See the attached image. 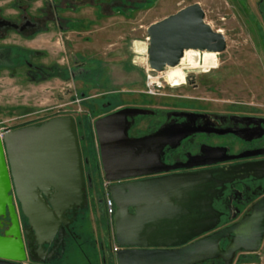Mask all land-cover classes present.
Instances as JSON below:
<instances>
[{"label":"flooded vegetation","instance_id":"af4514ba","mask_svg":"<svg viewBox=\"0 0 264 264\" xmlns=\"http://www.w3.org/2000/svg\"><path fill=\"white\" fill-rule=\"evenodd\" d=\"M122 1L0 0V78L26 79L37 83L55 77L61 80L79 79L84 83V86L79 88L80 107L87 99L127 92V90L113 89L88 94L89 87L102 85L99 84L97 72L87 65L93 61L96 63L98 53L87 56L81 51L83 47L80 45L85 40L82 26L86 22L83 21L86 19L87 23L94 24L99 20L98 15L103 14L110 18L113 16L112 11L119 6L129 7V4H123ZM86 6L92 8V16H83L82 9ZM53 31L61 33L63 49L56 51V55L61 56L60 59L51 58L49 50L42 45L43 42L54 41L52 38L46 39V36H50ZM96 31L97 28L90 29L88 34L96 33ZM69 33L72 35L70 36ZM91 37L87 39L90 43L94 42V39L90 40ZM36 42L42 43L36 44ZM45 58H50L51 61L46 62ZM192 71L197 73L200 69ZM186 80L194 88L198 86L196 76L189 75L187 72ZM198 99L201 98L197 97L190 102H180L172 107L139 106L116 103L112 100L102 103V112L97 117L122 107L137 106L151 109L148 114L128 117L127 133L131 138L149 136L160 130L164 133L162 138L146 144V150L151 151L149 161L133 168L134 171L144 173L122 179L119 182L159 179L249 162L261 161L255 166L264 163V113L259 108L239 103L214 108ZM51 109H53L52 106L40 109L23 107L17 116L6 120L0 133L23 127L39 126L57 116H72L69 113H63L65 108L56 110V112L49 111ZM82 110L81 113L89 114L88 121L73 118L76 122L83 160L84 198L78 203L60 204V215L55 213L54 217L47 216L44 222L37 224L38 237L44 242L41 247L35 244L31 234H25L29 228L28 218L21 213L19 203L14 200V214L17 217L26 251V259L22 264H74L78 257L75 251L80 252L86 261L85 264H118L116 252L121 247H115L117 245L114 220L116 205L106 190L107 182L103 179L100 164L92 160L94 152L91 141L93 134L95 135L93 122L97 117H90L87 106H83ZM178 112L186 114L177 115ZM97 151L99 154V147ZM213 160L220 161L201 164ZM87 176L90 177V183L86 180ZM261 191V181L251 177L233 182L221 191L211 189L208 185L204 192L191 193V197H194L193 203L198 206L191 208L189 214L179 216L175 212L169 218H158L157 221L161 223L157 224L154 230L143 231L142 235L155 238L168 235L178 237L179 240L185 242L192 241L240 221L250 213L252 204L264 195ZM140 193L139 191L133 194L134 197L132 195L127 197V200L134 204L127 208L130 216L136 215L137 210H151L148 207L142 208V205L145 206L150 199H154L152 200L154 202L158 199L159 203L163 201L160 199L162 194L159 190L143 191L142 199L138 198ZM105 197L111 198V215L105 212ZM119 197L121 198L122 195ZM208 199H210V205L207 204ZM176 202V200L173 201L174 204ZM213 221H217L216 227L193 236L198 230L209 227ZM165 222H169L165 225L168 227L167 232L161 231ZM11 225L12 222L8 216H0V235H3ZM263 240L264 235L262 242ZM229 241L230 238L220 240V248L224 249ZM132 248L137 249L138 247ZM146 248L156 249L158 247L152 245ZM257 251L238 250L229 264L235 260L238 264L246 262L245 260H256L257 258L252 253ZM0 264L17 263L0 258ZM197 264H225V260L219 256Z\"/></svg>","mask_w":264,"mask_h":264},{"label":"water","instance_id":"95a60500","mask_svg":"<svg viewBox=\"0 0 264 264\" xmlns=\"http://www.w3.org/2000/svg\"><path fill=\"white\" fill-rule=\"evenodd\" d=\"M146 34L147 63L158 72L178 65L186 49L220 53L226 48L225 35L205 21L204 10L198 2L185 5L150 23ZM150 112L149 108L122 107L97 117L93 122L99 164L107 182L106 190L116 205L115 242L121 247L116 252L118 264H197L219 256L225 264H229L238 250L257 251L264 235V195L252 204L250 213L240 221L189 242L168 235L156 238L142 235L143 231L154 230L161 223L158 218H169L175 212L179 216L189 214L191 208L198 206L193 203L191 193L204 192L208 185L221 191L233 182L251 177L261 181V192L264 193V163L255 166L261 161L159 179L119 182L144 173L133 168L149 161L151 151L146 150V144L164 136L162 130L145 137L128 136V117ZM185 114L177 113L181 116ZM78 140L76 122L70 115L54 117L39 126L7 131L0 136V216H8L12 222L0 235V258L17 264L26 259L14 214V200L19 203L21 213L28 218L29 228L25 234H31L40 247L44 242L38 237L37 224L44 222L47 216L60 215V204L83 200L85 175ZM86 180L88 183L91 181L89 176ZM147 190L161 191L160 199L163 201L159 203L158 199L156 202L150 199L142 208L151 210H137L136 215L130 216L127 208L134 204L127 197H134L133 194L140 191L138 198L142 199V192ZM210 199L208 205L211 204ZM168 223L163 224L161 231L167 232L165 225ZM216 226L217 221H213L193 236ZM225 238H230V241L221 249L220 240ZM152 245L158 248H146Z\"/></svg>","mask_w":264,"mask_h":264},{"label":"rangeland","instance_id":"374dc122","mask_svg":"<svg viewBox=\"0 0 264 264\" xmlns=\"http://www.w3.org/2000/svg\"><path fill=\"white\" fill-rule=\"evenodd\" d=\"M120 1L122 0H118ZM122 2L129 4V7L119 6L112 11L113 16L110 18L103 14L98 15L99 20L94 24L87 23L86 19L83 21L86 22L82 26L85 40L80 44L83 47L81 51L87 56L98 53L96 63L91 61L92 63L87 65L97 72L99 84H102L89 87L88 94L113 89L127 90L120 94L84 100L82 105L88 107L91 118L97 117L102 112V103L108 100L139 106L172 107L180 102L193 101L197 97L201 98L198 99L200 102L214 108L239 103L255 106L264 113V0H125ZM193 2L201 5L205 13V21L213 29L225 35V50L220 53L185 50L187 61L183 65L167 67L163 73H153L155 79L163 86L156 88L152 94L145 92V54L134 51L136 43L140 41L139 46H144L147 37L146 28L150 23ZM82 10L83 16H92V8L86 6ZM99 26H105L106 33L88 34L90 29H98ZM88 35L92 36L90 40L97 38V41L88 42L87 39L90 38ZM109 43L118 46L120 52H123L120 57L127 62L122 64L108 62L114 58L121 59L113 56V52L108 47ZM36 44L40 43L36 42ZM61 44L59 51L62 49ZM56 57L60 59L61 56L55 55ZM191 59L196 60L197 64L190 66ZM44 60L51 61L50 58ZM115 65L118 67L117 72L114 71ZM197 69H200L197 73L192 71ZM186 72L196 76L197 87L194 88L187 82ZM82 86L84 83L79 79L73 81L70 78L61 80L55 77L39 83L26 79L0 78V129L6 120L17 116L23 107L40 109L52 106L53 109L49 111L54 112L65 108L63 113H69L76 119L88 120L89 114L77 112V106L73 103L75 98L80 97L79 88ZM95 143L93 134L92 160L100 163ZM89 151H92L90 147ZM75 252L78 257L74 264H85L86 261L80 252ZM252 254L257 258L256 260L240 264H264V240L261 248ZM237 262L235 260L232 264H238Z\"/></svg>","mask_w":264,"mask_h":264},{"label":"crops","instance_id":"0c3cea01","mask_svg":"<svg viewBox=\"0 0 264 264\" xmlns=\"http://www.w3.org/2000/svg\"><path fill=\"white\" fill-rule=\"evenodd\" d=\"M106 27L105 26H99V28L97 29V31H96V33L98 32L99 33V35H103L104 33H106ZM85 32V34H86V32H87V30L86 31H84ZM83 33V32H82ZM70 34V33H69ZM61 33L60 32H52L51 33V35L50 36H46V39H50V38H52V40H54V41H46V43H42V42H40V43H42V45L45 47V48H47L48 50H49V52H50V54H51V57L52 58H55V55H56V51H59V45L62 43L61 42ZM83 36H84V33H83ZM96 37V36H95ZM96 40H94V42L95 41H97V38H95ZM39 42V41H38ZM95 44V43H94ZM60 47H62V49H63V45L61 44V46ZM108 47H110L109 48V50L110 51H112L113 53V56L114 57H120V56H122L123 55V52H120L121 50L119 49V48H117L118 46H116L114 43H109L108 44ZM113 47V48H112ZM102 45H101V47H100V50L102 51ZM104 49H107V48H104ZM122 53V54H121ZM127 56H125V58H126ZM121 59H118V58H114L113 60L112 59H110V60H108V62L109 61H112V62H114L115 64H119V63H123V62H127L126 61V59H124L123 57H120ZM107 61V60H106ZM115 69V70H114ZM114 69H112V70H114L115 72H117V70H118V67H117V65H115V68ZM125 70H126V68H125ZM124 70V71H125ZM113 72V71H112Z\"/></svg>","mask_w":264,"mask_h":264},{"label":"built area","instance_id":"2783aa9c","mask_svg":"<svg viewBox=\"0 0 264 264\" xmlns=\"http://www.w3.org/2000/svg\"><path fill=\"white\" fill-rule=\"evenodd\" d=\"M145 51H144V54H145V57H144V63H145V77H146V80H145V87H146V90L145 92L147 93H154V90H156V88H161L163 85L160 81L156 80L155 77L153 76V73H160L158 71H154L152 70L148 63H147V37H146V41H145ZM165 81V79H164ZM167 83V82H166ZM168 84V83H167ZM80 102H81V98H75L73 103H75V105L77 106V109L76 111L77 112H82V108L80 107ZM2 133H0L1 135ZM95 136V135H94ZM95 139H96V136H95ZM96 147H98V143H97V140H96V143H95ZM98 152V151H97ZM106 182V181H105ZM104 206H105V211L108 215H111L112 213V203H111V198L110 197H105L104 198ZM115 247H118L117 245H115ZM114 247V248H115Z\"/></svg>","mask_w":264,"mask_h":264},{"label":"bare ground","instance_id":"6f19581e","mask_svg":"<svg viewBox=\"0 0 264 264\" xmlns=\"http://www.w3.org/2000/svg\"><path fill=\"white\" fill-rule=\"evenodd\" d=\"M136 41V40H135ZM137 42V41H136ZM140 42V41H139ZM139 42L138 43H136V46H135V50L134 51H136V52H144L145 51V44H144V46L142 45V46H139ZM134 48V47H133ZM186 50H188V49H186ZM195 50V49H194ZM204 51H206V50H204ZM208 52H211V51H208ZM214 53H216V52H214ZM136 58V57H135ZM187 61V57H186V55H185V51L183 52V54L181 55V57H180V62H179V64L178 65H183L185 62ZM188 63V62H187ZM190 66H192L193 64L194 65H196L197 63L194 61V60H190ZM192 68V67H191ZM164 71H166V70H164ZM160 73H163V71L162 72H160ZM159 73V74H160ZM165 81H167V80H165ZM169 85V84H168ZM170 86V85H169ZM172 87V86H171Z\"/></svg>","mask_w":264,"mask_h":264},{"label":"trees","instance_id":"16d2710c","mask_svg":"<svg viewBox=\"0 0 264 264\" xmlns=\"http://www.w3.org/2000/svg\"><path fill=\"white\" fill-rule=\"evenodd\" d=\"M87 121H88V120H87ZM87 123H88V122H87ZM88 128H89V123H88ZM88 135L90 136V133H88ZM89 136H88V137H89ZM245 261H250V260H245Z\"/></svg>","mask_w":264,"mask_h":264}]
</instances>
